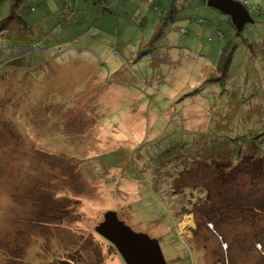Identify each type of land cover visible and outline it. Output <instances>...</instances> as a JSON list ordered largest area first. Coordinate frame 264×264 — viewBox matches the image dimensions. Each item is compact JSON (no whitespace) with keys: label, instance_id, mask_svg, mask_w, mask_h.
<instances>
[{"label":"rangeland","instance_id":"374dc122","mask_svg":"<svg viewBox=\"0 0 264 264\" xmlns=\"http://www.w3.org/2000/svg\"><path fill=\"white\" fill-rule=\"evenodd\" d=\"M119 1L24 0L20 13L42 19L33 35L0 25V264H125L96 233L108 211L157 239L168 264H254L264 232L200 218L228 214L242 191L217 177L223 161L191 157L222 159L228 137L264 130V0H237L252 21L239 38L204 0H177L164 28ZM221 33L239 48L226 75Z\"/></svg>","mask_w":264,"mask_h":264},{"label":"trees","instance_id":"16d2710c","mask_svg":"<svg viewBox=\"0 0 264 264\" xmlns=\"http://www.w3.org/2000/svg\"><path fill=\"white\" fill-rule=\"evenodd\" d=\"M10 1L12 0H9V2L7 0H0L1 10L7 9L6 8L7 5L9 6L10 4L12 5L10 6L11 14L8 13L9 16H7L6 21L4 20L0 24L2 26V27L0 26L1 28L5 27L4 29H2L3 31L1 32V35L4 34L6 30H8V26H10L9 24H11L12 20L13 21L15 20L17 22V25L14 26L15 28L12 31L14 36H16V34L18 35L19 34L18 31L20 30L21 32L22 31L26 32L28 35L30 33L33 35V32L35 31L34 26L37 25L38 23H41L42 19H37V20L34 19L36 22L31 21L32 18H28L26 17V15L20 13L21 5L23 4L24 0H15V1L13 0L14 1L13 3H11ZM52 1L57 4L61 3L62 7L60 5L58 6L63 11L66 10L69 5H71V2L67 3V0H52ZM139 1L143 3V10L139 7V10H142V13H143L142 14L143 21L140 24L142 25V28H146V26L150 22V17L152 16L153 18H155V15L157 14L161 20V23L159 24V26L163 23L162 28L168 25L170 19L174 20V14L176 13L175 3L177 0H139ZM77 3L78 2H74L73 4H77ZM105 3L107 4V2ZM15 4H16V7H14ZM118 7H120L119 0H117V8ZM162 7H165V8L162 9ZM144 9L146 10V12H143ZM33 10H35V8H33L31 12H34ZM114 10L116 9H113V11ZM117 14L119 15V11ZM55 15L56 14H54L51 18H47V19L45 18L46 21H50V20H53V18L55 19L59 17ZM228 24L230 25L232 29V34H236L238 38L243 37L242 34L246 33V27L242 31H238L236 27L234 26V24L231 22V20L228 21ZM160 36H163V33L162 34L159 33L158 28H157L153 36V40L157 39ZM220 37H221V40H222L221 42L223 46L219 51L220 60H219L218 69L220 70L221 74L226 75L230 73L229 69L232 66H229V64H231V62H233V59H235L237 50L239 48L237 49V45L236 44L234 45L233 44L234 42L230 41V37H228L227 35H224L221 33ZM24 42L25 41H23V46H25ZM242 42H240L241 44L240 49L241 51H244V50L246 51V48L248 49V47L251 46L249 44V39L245 37L243 38ZM36 43H34L32 47L30 48L27 47V48L31 50H37V51L40 50L39 48L34 46ZM44 45L45 44L43 42L42 48H45ZM244 45H245V49H244ZM16 50H19L17 46H16ZM224 54L226 56H225V60L223 61L222 57L224 56ZM215 80L218 81V79H215ZM220 80L222 81V79ZM219 84L222 85L224 90H226L225 81H223V84H221L220 82ZM257 127H258L257 131H261L260 128L262 127L258 125L256 126V128ZM261 132L262 133L259 132L260 133L259 135L258 133L253 134L251 132L248 134H244V135H248V137L241 138L242 142H238V143L237 141L230 139L232 137H228V140H227L228 145H227V148L226 146H224L225 149L222 152L223 153V156H221L222 159H219L218 157L216 159L215 157L211 155L210 159L212 160V162H209V159L206 156H204L203 152L197 153V155L199 156L191 157V158L197 159V161L199 162L202 159H207V163L209 165H211L213 162H215L213 164H217L219 161L220 163L221 161H223L225 165H223L224 166L223 168L218 169L217 177L225 181L226 184L228 183L232 184V181H233V183L239 187L240 191H242L243 195H240V199H239L240 203L236 205L231 204L229 206L228 214L224 215L220 213V210H218L217 207L210 206L209 208H207L208 212L203 214L204 215L203 217H200L209 223H214L215 229H218L220 227L219 223H227V224L234 225V222H236L239 228L241 229H258L257 231L259 233L264 232V194L261 192V191L264 192V130ZM237 135H240V134H237ZM258 138H260V140ZM240 145L242 147H245V151L239 148ZM211 146L213 147L214 145H211ZM215 146H218V145H215ZM209 148L210 147L207 146L206 149L208 150ZM224 161H228V163H225ZM189 170L190 169H188L187 173L189 172ZM252 177L253 179H248ZM250 180H252L253 183L250 182ZM53 211L57 212V210H53ZM52 215L51 217L55 218L54 220H58V217L56 218V215L55 216L54 215L52 216ZM43 216L45 215L43 214ZM40 217H41V213H40L39 218H37V221H38L37 223H40L42 219L47 218L45 216L44 218L40 220ZM236 217H238V220L234 221ZM259 229H263V230L260 231ZM257 243H260L262 245V249H264V237L255 233L254 236L252 235L251 244L253 247H255ZM253 250L255 251V248ZM255 253H257L256 255L259 261H256L254 264H264V253L262 252V250L261 251L256 250ZM3 254H7V253H4L3 251ZM70 256H71L70 258L68 257L66 259L54 260L48 264H87L85 261L82 260V258L78 256H74V255H70ZM10 260L13 262L17 261V259L16 258L14 259V257H10Z\"/></svg>","mask_w":264,"mask_h":264},{"label":"water","instance_id":"95a60500","mask_svg":"<svg viewBox=\"0 0 264 264\" xmlns=\"http://www.w3.org/2000/svg\"><path fill=\"white\" fill-rule=\"evenodd\" d=\"M207 6L229 17L238 31L252 23L249 10L237 0H208ZM104 216L96 233L117 249L125 264H168L157 239L134 232L116 211Z\"/></svg>","mask_w":264,"mask_h":264},{"label":"crops","instance_id":"0c3cea01","mask_svg":"<svg viewBox=\"0 0 264 264\" xmlns=\"http://www.w3.org/2000/svg\"><path fill=\"white\" fill-rule=\"evenodd\" d=\"M205 1V0H204ZM176 4V3H175ZM208 4V1H206V2H204V5H207ZM221 14V13H220ZM229 18V17H228ZM229 20H230V18H229ZM228 20V21H229ZM231 22H232V20H231ZM233 23V22H232ZM245 29V28H244ZM243 43V42H242ZM244 47H245V45H244ZM189 231H193L192 229H190ZM220 262H218L219 264H225V262H224V260L222 261V260H219ZM215 264H217V262H215ZM227 264V263H226Z\"/></svg>","mask_w":264,"mask_h":264},{"label":"clouds","instance_id":"9594fccd","mask_svg":"<svg viewBox=\"0 0 264 264\" xmlns=\"http://www.w3.org/2000/svg\"><path fill=\"white\" fill-rule=\"evenodd\" d=\"M244 5V4H243ZM119 215V214H118ZM114 247V246H113ZM164 254V253H163Z\"/></svg>","mask_w":264,"mask_h":264},{"label":"built area","instance_id":"2783aa9c","mask_svg":"<svg viewBox=\"0 0 264 264\" xmlns=\"http://www.w3.org/2000/svg\"><path fill=\"white\" fill-rule=\"evenodd\" d=\"M242 1V0H241ZM247 4V3H246Z\"/></svg>","mask_w":264,"mask_h":264},{"label":"bare ground","instance_id":"6f19581e","mask_svg":"<svg viewBox=\"0 0 264 264\" xmlns=\"http://www.w3.org/2000/svg\"><path fill=\"white\" fill-rule=\"evenodd\" d=\"M118 213V212H117Z\"/></svg>","mask_w":264,"mask_h":264},{"label":"flooded vegetation","instance_id":"af4514ba","mask_svg":"<svg viewBox=\"0 0 264 264\" xmlns=\"http://www.w3.org/2000/svg\"><path fill=\"white\" fill-rule=\"evenodd\" d=\"M112 246V245H111Z\"/></svg>","mask_w":264,"mask_h":264}]
</instances>
